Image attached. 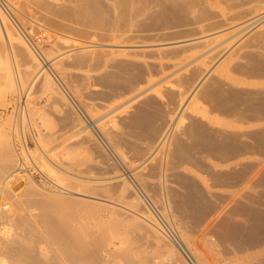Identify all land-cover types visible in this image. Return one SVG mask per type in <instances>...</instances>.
Wrapping results in <instances>:
<instances>
[{
	"label": "bare ground",
	"instance_id": "1",
	"mask_svg": "<svg viewBox=\"0 0 264 264\" xmlns=\"http://www.w3.org/2000/svg\"><path fill=\"white\" fill-rule=\"evenodd\" d=\"M22 1L42 12L39 17L53 28L83 37L93 29L100 36L101 42L95 46L72 40L66 45L61 38L64 42L57 53L38 63L16 31L18 40L0 30V74L8 81L18 82L24 75L42 90L49 83L48 68L80 71L56 76L71 90V96L81 100L77 103L88 124L83 125L72 103L60 94L54 102L61 113L55 118L58 129H66L69 138L80 135L78 144H88V160H96L88 166L101 171V176L77 180L84 187L89 184L92 190L88 191L80 183L78 189L50 183L62 207L78 217L93 218L83 230L90 243L103 246L106 237L115 236L118 230L126 240L120 253L112 251L118 264H264V0ZM18 83L15 94L24 104L28 93L20 86L23 81ZM91 84L101 88L99 96L118 99L111 109L119 110L115 113L119 126L110 133L98 132L116 159L120 160L123 151L131 153L132 164L123 165L122 172L114 164L116 159L112 162L88 132L98 126L90 114L107 108L92 101ZM53 89L58 92L55 86ZM46 125L52 132L56 122L48 119ZM61 137L57 132L44 135L45 143L57 146L64 143ZM9 148L6 136L0 134V193L15 180L19 169L8 172L13 166L6 159L11 155ZM51 149H44L45 154ZM68 178L71 182L77 179ZM128 178L141 185L146 197L152 194L166 203L165 227L155 217L149 220L142 215L146 207ZM105 193L132 200L130 209L123 208L132 226L124 225V217L113 220L104 216L108 206ZM14 199L0 196V224L8 219L25 228L21 233L0 230V244L5 240L8 246H0V264H9L13 257V264H83L87 256L47 227L54 222L48 214L51 220L43 222L45 228L42 222L32 224L15 211L11 214L18 202ZM30 241L44 243L50 254L40 259L28 245ZM138 241L152 254L136 257L132 251ZM97 264L103 263L99 259Z\"/></svg>",
	"mask_w": 264,
	"mask_h": 264
},
{
	"label": "rangeland",
	"instance_id": "2",
	"mask_svg": "<svg viewBox=\"0 0 264 264\" xmlns=\"http://www.w3.org/2000/svg\"><path fill=\"white\" fill-rule=\"evenodd\" d=\"M20 5H21V7L23 5V7L20 8ZM16 8H17V10H16ZM11 9H13V10H11ZM18 9H21V10H18ZM34 9L35 8L32 7L30 4L29 5L26 3L24 4L22 0H4V1L0 0V15H1L0 16L1 17L0 18V30L4 29L8 33L10 32L9 33L10 37L14 40L15 39L18 40L17 38L20 35L19 37H21L20 39L23 41L22 42L23 45L26 48L28 46L30 49V50L29 49L28 50L33 51L31 53H33V54L35 53L34 56H36L35 59L37 58L36 61L38 63H40V62L43 63L45 57L52 58L57 53V51L59 50L58 48L64 42V41L61 42V38H64L66 40L67 43L64 42V44H66V45L68 43L71 44L72 41L74 44L77 42V43H83L85 45H90V46H95L96 44H99V42H101L100 36L97 35V33L93 29H88L89 34H87L86 36L84 35L86 37L85 38V37H83V35H80V34H78V36H77V34H72V33L66 32V31H62L63 29L53 28L52 26L43 22V19L41 17H39L42 14V12L40 13L39 10H37V9L34 10ZM37 11H39V12H37ZM11 12H12V14L14 12V14L12 15ZM37 17H39V18H37ZM3 21H5L6 23L4 24ZM8 22L11 24H9ZM2 24H3V26L7 25L6 26L7 29H5L6 27H3ZM46 25H48V26H46ZM32 26H35L34 29L36 28L35 29L36 31L32 28ZM45 30H47V31H45ZM15 31H16V33H15ZM43 31H44V33H43ZM62 32H66V33H62ZM14 33L17 34L18 36L15 35ZM0 38H1V33H0ZM57 38H59L60 40H58ZM68 38H71V39H68ZM70 40H72V41H70ZM57 41H59V42H57ZM81 41H83V42H81ZM24 42L27 44V46L25 45ZM53 48H54V50H52ZM52 51H54V52H52ZM41 65L42 64H40V66ZM45 67H43V68H45ZM18 69H21V68L18 67ZM47 71L46 72H47L48 77H49L48 78L49 83L42 90L36 88V86H34V84L31 83L30 78L27 81V78L24 75H22V77H21L22 80L21 79L20 80L23 81V83H22L23 85L20 84V86L24 90V92L28 93V95L26 97L27 99H26L24 104L21 103L22 98H17L18 95L15 94V93H17L16 90L19 88L18 82H21V81L18 80V82H17V80L15 79L16 80L15 82H14V80L10 82V81H8V79H6L3 75L0 74V134H3L6 136L7 145H8V148L10 147L9 151L11 154L9 157L7 156L8 158L6 157V159H9L13 165L12 168L8 172L13 171L16 167H19V169H20V170L18 169L16 171L18 173H16V174H15V172L13 173V174H15L14 175L15 180L11 181L12 185L10 184V186H7V188L4 189L2 191V193H0V196H3V199H5V200H7L8 198H11V197L13 199L15 198L14 200L18 201V202H16L17 206H16V204L13 205V208L15 210L12 208L13 212L11 211L12 212L11 214H13L15 211V214H18V215L21 214L20 216L23 218L27 217L28 220L32 224L38 223V225L41 224L42 227L45 228L43 222H45V224L47 223L48 219H47L46 214H48L49 217L54 222H52V223L48 222L47 227H50L54 231L58 232V234H60V236L65 237L66 239H69L70 245H72L71 246L72 249H74L75 251L77 250V252H80L81 254L87 256L86 259L83 261V264H97L99 262V259H100V262L103 264H114V262L116 264H118V260L113 259V255L117 254L118 251L120 253V251H122L124 249L125 244H126V242H125L126 240H125L124 236L118 235L119 231L115 230L114 233L115 234L117 233V234L115 236L112 235L111 237L107 236L106 239L102 242L103 246L100 245V246H98V248L94 247L92 245V243H90V241L88 240L87 236L83 234V230L85 229V227L89 226L88 223L90 221H92L93 218L92 217H86V215L78 217L77 215L73 214L72 211H70L68 209V207H64V206L62 207V205H60V203L56 201V199L54 197V193L51 192L52 190H55L53 188L52 184L50 183L51 181H53V182H55L58 185H61L63 187L73 186L75 189H78V185L81 184L80 186L82 188H84L85 190H87V191L92 190L90 188L91 186L89 184L85 185V187H84L82 185L84 183H82V182L80 183V181H77V180L78 179L82 180L83 178L84 179L85 178L91 179L93 177L94 178L100 177L101 173L99 175L98 172H101V171H98L96 169H90L88 166L89 163L95 164V162H96V160H94V161L88 160L87 149H86L87 146L85 147V145H88V144H84L82 146H80L78 144L79 143L78 140L81 138L80 135L70 136V138L72 139L71 140L69 138V136H67L70 134L67 131H65L66 129H62V130L58 129L57 120L55 118V116H57L59 113H61V110H60L58 104H56V102H57L56 96H57V94H60L62 96H65L64 98L67 100V102H69L70 104L72 103L71 104L72 109L79 115L80 121L81 120H82L81 122L84 121V124L83 123L82 124L84 126H86L88 124L87 123L88 122L87 116L85 115L84 111L81 109L80 105H78V103L81 104L80 103L81 100L78 97H76L75 94H73V93H71V94H73V96H71L69 94V92L71 90L68 92L67 88L61 83L60 79H58V77L56 76L58 74L60 75V73H62L63 71H69V72H80V71H77L76 69H70L69 70L66 68H59V67L55 68V69H51V68L49 69L48 68ZM20 76H21V74H20ZM25 82H26V84H24ZM15 83H17V84H15ZM24 85H26V86L24 87ZM17 86H18V88H17ZM54 86H55V88H57L59 93L57 91H55V89H53ZM29 87H31V89L32 88L33 89L31 90ZM29 89H30V91H29ZM59 89H60V91H59ZM88 89L90 91L94 92V96H93L94 98L92 97L93 102H95V103L100 102V103H103L104 105L107 106V108H106L107 110L104 109V111H103V110L99 109L98 111L93 113V115L90 114V116L93 119L98 120L97 122H98L99 127L98 126H97V128L92 127L88 132L91 133L90 134L91 136L93 135L92 137L95 138L96 142L98 141L97 142L98 145L101 144L100 148H102L103 151L105 150L104 153H106V155L109 154L108 158L113 162L116 159L114 156V152H112V150H111L112 148H110V145H108V143H104V142H107V140L103 139V137H100L99 132L104 134V133H107L109 131V133H110V132H112V130H116L117 127L119 126V123L116 119V114H117L116 111H119V110H112L111 109L112 106L115 105V102L118 101V99H116V101H115L114 99H111V98L108 99L105 97L104 98L101 97V96H105V95L99 96V91L101 88L95 84L89 85ZM23 90H22V92H23ZM54 101H56V102H54ZM52 102H54V103H52ZM20 112L22 114H20ZM83 113H84V115H83ZM87 113L88 112H86V114ZM103 117H104V119H103ZM48 119L51 120L53 124H54V122H56V126H54V128H52V132L50 129L51 127L48 128L47 127L48 125H46V122ZM53 119L56 121H53ZM101 119H102V121H100ZM21 128H22V130H21ZM54 132H57V135L58 134L62 135L61 139H63L64 141L61 139L60 140H61V142L63 141L64 143L62 142L63 144H60V146L55 145L54 142L51 144L45 143L44 135L47 136L48 134L54 133ZM66 133H68V134L66 135ZM63 136H64V138H63ZM65 138H68V139H65ZM75 141H77V143H74ZM66 142L69 144H66ZM50 146H53L54 148L51 149ZM65 147H66V149H65ZM44 149L45 150L51 149V152H49L50 150L48 151L49 153L46 151V153H48L46 155L44 152L45 151ZM68 150H69V152H68ZM107 150H109V151H107ZM73 151L75 152L76 155L74 154ZM70 152H73L74 161H73V159L72 160L70 159V155H71ZM79 152L82 154H80ZM130 154L131 153H124V151H123V154H122L120 160L116 159L117 161L116 160L114 161V164H116V168H118L121 172L124 170V166L125 167L131 166L132 160L130 161V159H131ZM41 155H42V157H41ZM36 156H38V158H35ZM25 157H26V159H25ZM83 157H85V158H83ZM29 158L33 161L30 162L31 160ZM49 159H51V160H49ZM1 161H2V157H0V163H2ZM51 161H53V163H51ZM18 163H20V166ZM57 168H58V170L56 171ZM81 168L86 170V171H83ZM37 169H39L41 171V173ZM68 170L71 172H68ZM51 171H53L52 172L53 174L51 173ZM59 173L62 175L60 176ZM53 175L54 176L56 175V176L54 177ZM76 175H77V177H76ZM72 176L74 178H77V179H75L74 181L71 182L70 178H68V177H72ZM83 176H86V177H83ZM102 176H104V175H102ZM148 180L151 181L153 179L148 178ZM128 182L131 183V184L130 183L129 184H130V186H132V188L135 187L133 189L135 190L137 196L140 195L138 198L140 199V201L142 202L144 207H146L145 211H144V213H142V215L149 220L151 218L155 217L154 219L156 220V222H158V223L160 222L159 223L160 226L163 225L162 227H165L166 223H165L164 216H165V213H167L166 203L163 202V204H162V201H160V199H158L154 196H151L152 194L147 195L149 197H146L144 195V192H142V190H141L142 189L141 185L138 182H134V180H132L131 178H128ZM137 183L139 186H137ZM13 187L16 191L13 189ZM18 190H19V193H18ZM7 192H9V193H7ZM29 192H31V193H29ZM141 194H142V196H141ZM8 195H10V196H8ZM18 196H19V198H17ZM33 196L34 197L38 196V197L33 199ZM23 197H25V198H23ZM150 197L153 198V199L151 198V202H150ZM104 199L107 201L106 203L109 206V207L107 206V211H106V214L104 216L109 217V219L113 218V220L117 219L118 217L119 218L124 217L123 218L125 220L124 225L131 223L130 222L131 219L126 217V215L124 213V209L125 208L130 209V205L132 206V200L124 198V196L119 197L117 195H113L112 193H105ZM153 202H155L154 205H153ZM30 203H32V205H29ZM37 205H38V207H37ZM16 207H19V208H17L19 211L16 210ZM163 209H166V210H163ZM22 210L24 212V215H22L23 212L20 213V211H22ZM37 210H38V212H37ZM39 211L42 213H39ZM159 214L161 215V217ZM25 215H27V216H25ZM40 215H41V217H39ZM42 217H43V221H41ZM31 218H32V220H31ZM162 218H164V220ZM51 219H49L48 221H50ZM40 222H42V223H40ZM173 224L177 226L176 222H174ZM132 225H133V223H131V226ZM24 228H25L24 225H20L18 228V226L15 223H12L8 219H6L5 223L0 224V230L1 231L12 230L13 232L21 233V230H23ZM80 233L82 235L81 238H79ZM14 236L16 237V235H14ZM138 242L139 243H137V246L132 251L136 257L139 258L144 254H152L151 249H149L146 244L142 245V243H141L142 241H138ZM120 244H122V246H120ZM28 245L30 247H32L33 249H36L37 256L40 259L45 258L46 255L50 254L51 250L48 249L44 245V243L40 242L38 244V242H31L30 241L28 243ZM0 246L1 247H8L7 244L5 243V240H2ZM107 249H109V251ZM114 250H115V252L113 254L112 251H114ZM4 253L8 257H11V255H12V254H10V252L7 253L5 251ZM0 259H1V255H0ZM15 260L16 259L14 257L11 258V260H10L11 262L9 264H13ZM108 260H109V262H108ZM6 264H8V263H6Z\"/></svg>",
	"mask_w": 264,
	"mask_h": 264
}]
</instances>
